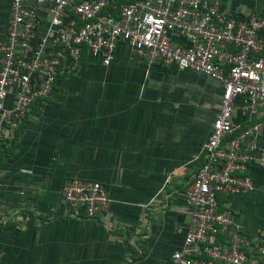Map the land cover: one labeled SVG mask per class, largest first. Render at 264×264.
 Masks as SVG:
<instances>
[{
    "label": "crops",
    "instance_id": "0c3cea01",
    "mask_svg": "<svg viewBox=\"0 0 264 264\" xmlns=\"http://www.w3.org/2000/svg\"><path fill=\"white\" fill-rule=\"evenodd\" d=\"M23 1L35 8L41 33L49 6ZM218 2L244 18L264 12V0ZM9 3L0 0V33ZM259 36L264 43V27ZM70 65L66 59L52 96L31 104L0 150V264H163L190 219L183 191L202 161L221 85L191 69L147 66L125 42L110 63L84 51ZM231 114L245 123L237 107ZM257 140L264 144V127ZM247 171L252 189L219 196L218 205L254 236L264 220V166ZM70 176L99 181L107 209L72 215L60 197Z\"/></svg>",
    "mask_w": 264,
    "mask_h": 264
},
{
    "label": "built area",
    "instance_id": "2783aa9c",
    "mask_svg": "<svg viewBox=\"0 0 264 264\" xmlns=\"http://www.w3.org/2000/svg\"><path fill=\"white\" fill-rule=\"evenodd\" d=\"M32 1L49 6L44 30L37 32L34 7L10 0L0 33V150L12 143L31 104L52 96L65 60L73 67L83 50L107 64L125 42L147 66L175 65L213 78L221 85L219 105L202 161L183 191L190 219L163 264H264V220L250 236L218 205L219 196L252 189L249 165L264 166L257 140L264 127V12L244 18L224 12L218 0ZM235 107L244 124L232 121ZM60 197L72 215L86 218L109 204L99 181L78 176L63 180Z\"/></svg>",
    "mask_w": 264,
    "mask_h": 264
},
{
    "label": "trees",
    "instance_id": "16d2710c",
    "mask_svg": "<svg viewBox=\"0 0 264 264\" xmlns=\"http://www.w3.org/2000/svg\"><path fill=\"white\" fill-rule=\"evenodd\" d=\"M84 53V50H83V52H82V54Z\"/></svg>",
    "mask_w": 264,
    "mask_h": 264
}]
</instances>
